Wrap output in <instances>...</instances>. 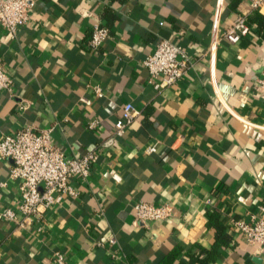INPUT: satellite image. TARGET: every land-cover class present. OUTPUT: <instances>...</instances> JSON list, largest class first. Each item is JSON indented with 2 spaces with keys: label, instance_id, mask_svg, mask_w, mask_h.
<instances>
[{
  "label": "crops",
  "instance_id": "obj_1",
  "mask_svg": "<svg viewBox=\"0 0 264 264\" xmlns=\"http://www.w3.org/2000/svg\"><path fill=\"white\" fill-rule=\"evenodd\" d=\"M249 4L36 0L14 37L0 25V61L13 81V96L0 91V135L52 128L50 141L67 158L98 151L87 177L70 179L76 194L42 219L25 228L0 221V264H56L57 250L66 264H158L177 245L171 264H202L197 245L209 248L215 237L206 225L211 210L231 241L209 264H264L261 247L230 226L264 216V95L254 89L264 69V19H253ZM241 12L249 31L235 43L220 38L210 61L211 40ZM258 13L264 17V5ZM96 22L110 37L92 51ZM161 38L180 44L189 64L178 82L157 90L142 61ZM127 102L139 116L116 135ZM93 119L97 126L87 128ZM10 165L0 159V206L15 208ZM138 200L169 203L173 215L136 223Z\"/></svg>",
  "mask_w": 264,
  "mask_h": 264
},
{
  "label": "built area",
  "instance_id": "obj_2",
  "mask_svg": "<svg viewBox=\"0 0 264 264\" xmlns=\"http://www.w3.org/2000/svg\"><path fill=\"white\" fill-rule=\"evenodd\" d=\"M36 0H0V25L14 37L19 27L27 23L29 10ZM264 0H250V11H259ZM245 12L238 13L231 23L224 28L221 35L212 39L207 55L211 61L220 38L230 43L237 42L250 28ZM110 37L109 28L96 22L92 25L88 46L97 51ZM142 64L148 71L147 82L155 89L174 85L186 73L189 59L184 54L180 44L160 39L154 50L147 54ZM12 78L4 70L0 61V91H6L13 96ZM94 95L100 98L104 95L99 85L92 86ZM254 89L264 95V69L256 79ZM20 107H23L20 104ZM139 116V111L131 102L121 109L120 116L115 120L114 133L121 135ZM98 119H93L87 128L94 129ZM52 128H37L25 126L14 133L0 135V159L11 160L8 179L18 185L20 198L15 208L0 206V221L15 223L17 227L25 228L33 220H40L44 212L57 203L65 195H75L76 191L70 183L73 176L87 177L92 165L97 161L96 149L82 157L67 158L63 151L54 146L51 139ZM153 150L148 146L147 151ZM6 182L0 183V188ZM134 222L144 224L153 220H166L173 215V206L169 203L155 205L151 202L138 200L132 204ZM230 226L239 230L247 242L259 245L264 252V216L251 215L250 221L233 220ZM115 239L110 238V245ZM98 244H101L98 242ZM56 264H66L62 251H54Z\"/></svg>",
  "mask_w": 264,
  "mask_h": 264
},
{
  "label": "trees",
  "instance_id": "obj_3",
  "mask_svg": "<svg viewBox=\"0 0 264 264\" xmlns=\"http://www.w3.org/2000/svg\"><path fill=\"white\" fill-rule=\"evenodd\" d=\"M253 19L262 20L264 17L258 13V11H254ZM249 22L250 19L247 18ZM206 225L210 228H213L215 231L214 242L209 248H206L202 245H197L198 252L197 257L200 263L209 264V262L215 261L219 256L218 248L220 246H227L230 244V235H228L227 227L220 220L219 213L215 210H211L207 216ZM182 250L181 246H175L172 251H170L166 256H164L158 264H171L177 254Z\"/></svg>",
  "mask_w": 264,
  "mask_h": 264
}]
</instances>
